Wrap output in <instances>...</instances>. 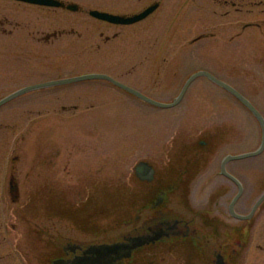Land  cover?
Returning <instances> with one entry per match:
<instances>
[{
    "label": "rangeland",
    "instance_id": "1",
    "mask_svg": "<svg viewBox=\"0 0 264 264\" xmlns=\"http://www.w3.org/2000/svg\"><path fill=\"white\" fill-rule=\"evenodd\" d=\"M71 1L84 11L27 5L20 8L21 15L27 18L21 22L20 31L47 32L63 27L75 30L52 46L42 44L39 51L28 50L33 43L27 40L19 43L21 49L17 51L0 48L1 63L19 56L26 63L27 75L32 72L28 68L40 70V74L25 77L24 84L87 72H112L149 96L170 100L193 72L207 70L248 96L264 115V39L252 28L236 37L240 32L237 17L223 16L228 7L219 0H165L164 9L139 25L137 32L125 33L110 43L99 37L103 27L88 17V11L139 10L150 0ZM181 4L183 10L176 16ZM1 5L0 1V8ZM1 12L5 11L0 10V15ZM255 13L249 20H257ZM199 35L210 37L193 43ZM5 45L12 43L0 38V47ZM113 63L121 70H112ZM20 84L22 81L11 82L0 95ZM53 92L58 94L39 100L29 96L1 108L0 126L12 127L0 131L1 141L9 143V148L17 142L24 144L25 170L30 175L23 181L26 190L39 186L33 177L39 142L57 149L54 160L58 164L70 163L71 174L58 170L55 178L40 183V189L58 191L57 198L42 197L40 203L26 195L25 204L31 207L27 213L33 218L39 205L43 212H55L54 216L75 215L74 211L81 210L86 220L88 216L89 235L100 230L114 235L119 231L113 230L115 227L126 228L120 224L130 217L134 202L141 201L140 197H131L130 192L143 189L134 177V168L140 161L160 163L165 157L166 150L163 155L161 150L165 142L172 145L204 138V132H219L232 119L236 135L229 150L247 153L260 144L261 129L252 115L205 78L193 83L181 105L168 110L131 96L120 97L93 84ZM39 126L42 133L36 129ZM11 154L12 149L8 158ZM238 162L261 192L264 153ZM4 221L10 225L17 220L10 214ZM5 224L0 231V264H40L39 255L53 253L50 246L36 239L28 221L16 224V229Z\"/></svg>",
    "mask_w": 264,
    "mask_h": 264
},
{
    "label": "flooded vegetation",
    "instance_id": "2",
    "mask_svg": "<svg viewBox=\"0 0 264 264\" xmlns=\"http://www.w3.org/2000/svg\"><path fill=\"white\" fill-rule=\"evenodd\" d=\"M0 1L4 4L1 5L0 10L5 11L0 15V38H5L7 42L12 43V45L0 48L17 51L21 49L19 43L27 40L33 43L27 46L28 50L39 51L42 44L52 46V43L54 44L59 39L64 40L68 35L75 33L74 29H68V27L54 28L47 32L36 29L20 31L18 28L21 22L27 19L21 15L20 8L26 4L8 0ZM60 1L65 4V7L75 3L71 0ZM164 2L165 0H150L142 9H123L119 12L106 8L92 9L122 17H132L151 6L158 5L157 9L145 20L132 25H116L95 19L90 15L91 10L87 15L103 27L99 37L103 38L105 43H110L121 38L125 33L137 32L139 25L155 17L164 9ZM219 2L228 7L223 16L237 17L236 26L240 32L236 37H240L252 28L257 29L260 38L264 39V0H219ZM183 5L181 4L176 16L182 12ZM27 6L36 8L31 5ZM59 9L67 11L66 8ZM82 11L84 8L79 6L77 13ZM255 11L257 20H249V16ZM153 30L152 28L150 33ZM207 37L210 36L199 35L192 42L196 43ZM25 64L23 58L19 56L5 64L0 62V91L10 86L11 82L20 83L22 81V84L1 94L0 101L26 86L70 77L59 76L24 84L25 77L30 78L32 74H40V70L34 67L28 68L32 72L27 75ZM116 65L118 64H111V69L121 70V67ZM99 73L108 74L119 83L139 90L134 83L123 81L112 72ZM127 76L129 74L125 75ZM79 84H93L120 97L129 96L123 89L106 81H89ZM79 84L44 88L21 96L11 103L29 96H34L38 100L56 96L58 93L53 91H60V89ZM187 95L188 92L184 99ZM151 96L159 101H167L162 97ZM229 96L230 99H234L232 95ZM73 108L76 109L77 106ZM242 108L245 110L243 106ZM7 129H12V127L0 126V131L4 132ZM36 129L42 133L41 126ZM219 130V132L215 130V133L210 129L204 132V138L202 136L190 142L184 140V142L172 145L165 142L161 149L162 155L166 150L165 157L160 163L144 161L154 170L151 180H142L134 170V177L143 189H135L130 193L131 197L135 199L140 197L141 201L134 202L130 217L120 224L126 228L121 230V226L115 227L113 230L119 229V231L114 235H108V231L105 230L94 231L89 235L88 216L86 220L84 213L78 209L74 211L75 215L69 213L54 216L55 212L49 214L43 212L41 211L42 206L39 205L31 218L30 213H27L31 207L25 204L26 195L33 197L34 202L40 200V203L42 197L57 198L58 191L48 192V189H40V183L47 181L48 178H55L58 170L69 176L72 171L70 163H56L53 156L58 153L57 149L53 148L50 143L39 142L35 148V173L33 175L39 186L34 190H26L23 188V181L25 176L28 179L30 175L25 170L24 144L21 143L22 146L20 142H17V145L14 143L13 147L9 148V143H2L0 136V231L4 229L6 223L4 219L8 220L10 214L14 215L17 220L10 225L5 224L11 228L16 229V224L28 221L36 239L53 250L50 255L38 256L40 264H73L76 260H83L92 246L125 243L132 239L142 240L141 246L132 252L130 258L118 261V264H264V201L256 210L254 209L263 197L264 189L261 192L255 189L257 182L250 181L246 170L239 165L238 161L241 160L229 161L225 165L227 175L222 173L225 157L243 152L234 154L232 150H229L234 135H236L232 119ZM213 139L218 141H213ZM50 145L51 147H48ZM10 149H12V154L8 158ZM43 150H45L44 154ZM48 157L49 159H46ZM58 167L60 168L57 169ZM47 168H50V171ZM64 220L68 223H62Z\"/></svg>",
    "mask_w": 264,
    "mask_h": 264
},
{
    "label": "water",
    "instance_id": "3",
    "mask_svg": "<svg viewBox=\"0 0 264 264\" xmlns=\"http://www.w3.org/2000/svg\"><path fill=\"white\" fill-rule=\"evenodd\" d=\"M16 1L24 2V3H28L32 5H37V6H43V7L66 8L72 12H76L79 9V6L76 4H70L67 7H65V4H63L59 0H16ZM157 7L158 5L151 6L144 12L138 15L132 16V17H122V16L112 15V14L98 12V11H91L90 15L99 20L107 21V22L114 23L117 25H131V24H135V23H138L146 19L150 14H152L157 9ZM202 77L209 79L211 82L218 85L220 88L224 89L225 91L233 95L238 101H240L256 118L262 130V143L257 151L242 154L239 156L226 157V159L223 162L222 172L227 175L225 171V165L229 161L251 158V157H255L263 153L264 151V117L258 111V109L247 98H245L241 93H239L234 87L217 79L214 75H212L211 73L207 71H199V72L194 73L192 76H190L189 79L186 81L178 97L171 103H164V102L156 101L155 99H152L133 88H130L126 85L119 83L118 81H116L115 79H113L112 77L106 74H86V75L71 77V78H67L63 80L47 82V83L25 87L7 96L6 98L2 99L0 101V107L12 102L13 100L17 99L18 97L22 95H25L27 93H30L36 90L49 88L53 86H59V85L75 84V83H79L83 81L104 80V81H108L116 85L117 87L123 89L124 91L134 95L135 97L139 98L140 100L150 105H153L161 109H171L180 104V102L184 98L190 85L196 79L202 78ZM135 171L137 172V175L142 180H151L154 175V170L152 169V167H150L147 163H144V162L138 164L135 168ZM234 181L237 182L235 179ZM263 201H264V195L258 201L254 209L256 210L257 207ZM141 244H142V240L132 239L125 243H114V244H103V245H98V246H92L87 251L83 260H80V261L76 260L73 262V264H118L117 263L118 261H121L126 258H130L132 255V252L138 246H141Z\"/></svg>",
    "mask_w": 264,
    "mask_h": 264
}]
</instances>
